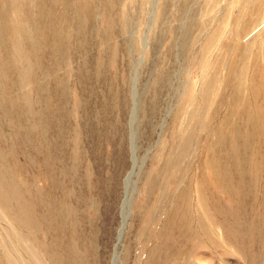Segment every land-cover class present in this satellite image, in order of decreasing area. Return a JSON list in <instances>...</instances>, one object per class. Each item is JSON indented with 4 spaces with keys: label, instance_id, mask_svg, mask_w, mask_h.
<instances>
[{
    "label": "rangeland",
    "instance_id": "374dc122",
    "mask_svg": "<svg viewBox=\"0 0 264 264\" xmlns=\"http://www.w3.org/2000/svg\"><path fill=\"white\" fill-rule=\"evenodd\" d=\"M134 92L118 264H264V0H0V264H112Z\"/></svg>",
    "mask_w": 264,
    "mask_h": 264
},
{
    "label": "bare ground",
    "instance_id": "6f19581e",
    "mask_svg": "<svg viewBox=\"0 0 264 264\" xmlns=\"http://www.w3.org/2000/svg\"><path fill=\"white\" fill-rule=\"evenodd\" d=\"M135 116H136V100H135V92H134L133 93V110H132V113H131V120H130V131H131V134H130V146H131L132 162L133 163H132V169L129 172V174L127 175V177H126V179L124 181V195H123V200H122V204H121V219H122V223H121V227L118 230V233H117V236H116V243L114 245V257H113L112 264H118L119 263V255L117 253L118 251H116V250L121 245V242H122L124 229H125V226H126V221H127L128 215H129V209H130V205H131L130 204L131 197H132V193H133V190H134V188H131V186H132L131 179L133 178V176H135V169H136V164L137 163H136V159H135V156H134V154H136L135 153V145H134V136H135V134H134V131L131 128V126L133 124V121L135 120ZM251 126H254V125H251ZM254 129H256V128H254ZM54 229H56V228H54Z\"/></svg>",
    "mask_w": 264,
    "mask_h": 264
}]
</instances>
